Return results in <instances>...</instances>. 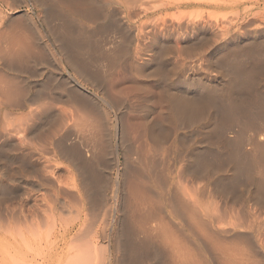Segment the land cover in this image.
<instances>
[{"label":"bare ground","instance_id":"6f19581e","mask_svg":"<svg viewBox=\"0 0 264 264\" xmlns=\"http://www.w3.org/2000/svg\"><path fill=\"white\" fill-rule=\"evenodd\" d=\"M23 3L39 10L49 41L31 23L34 17L16 28L7 25L2 11L10 4L0 0V112L8 139L0 146L1 206L22 197L29 202L7 182L32 174L21 168L23 162L14 166L9 155L16 144L31 147L29 137H45L30 121L55 128L61 120L53 116V104L62 103L75 105L82 122L77 141L70 143L66 129L53 143L73 177V191L66 194L77 216L63 232L62 248L61 231L50 236L42 225L18 228L22 217H6L4 242L14 244L20 264H264L257 214L264 209V0L13 4ZM110 7L120 8L125 20ZM22 26L34 37L24 35ZM191 55L198 57L195 66L182 65ZM205 60L208 70L202 72L196 65ZM52 61L93 91L85 93L82 83L71 85L62 74L46 71ZM117 71L152 81L164 95L162 119L153 115L151 100L139 104L146 120L141 146L123 125L129 103L108 94L106 83ZM182 159L180 176L173 169ZM215 174L221 175L213 183L220 201L209 210L193 196L192 183ZM196 192L205 194L204 188ZM99 218L104 228L98 237L80 243L85 223ZM53 239L56 255L39 260L38 249Z\"/></svg>","mask_w":264,"mask_h":264},{"label":"rangeland","instance_id":"374dc122","mask_svg":"<svg viewBox=\"0 0 264 264\" xmlns=\"http://www.w3.org/2000/svg\"><path fill=\"white\" fill-rule=\"evenodd\" d=\"M10 4V6H3L4 16L7 20H9L8 24L11 28H16L17 23L27 22V16L31 18H35L36 20H31V23L36 27L40 26L42 29V33L45 37V41H49V36L45 29L42 27V22L39 20V10L32 9L28 6L27 3L21 4V6H15L16 0H6ZM15 3V4H13ZM259 7L258 9H261ZM111 11H116L118 13V17L120 19L125 20L124 15L120 8L118 7H110ZM220 20L221 16L216 17ZM3 27V26H2ZM8 27V26H6ZM10 29V28H9ZM21 32L32 38L34 37L33 31H28L27 29L20 28ZM209 58V57H207ZM206 58V59H207ZM53 59V57H52ZM55 61V59H53ZM198 57L191 55L187 56L185 60L182 61V65H194L197 62ZM53 62V61H52ZM200 63V65H198ZM54 66H49L46 68V71H52L58 74H62L65 80L71 85L82 83V88L87 91H93L92 88L87 86L81 79H79L72 70L68 69L65 71H59V63L53 62ZM196 66L202 72L208 70L207 61H199ZM217 72H213V76L216 77ZM79 80V82L76 81ZM107 90L111 99L116 102L118 101H127L129 103V110L124 116L123 125L129 134L130 138L136 143L137 146H141V142L144 139L145 131H146V120L139 114V104L143 99L151 100V106L153 115L158 119L164 118L165 115V106H164V95L161 90L156 88L152 81L142 78L136 77L134 74L125 71H117L113 73V76L107 81ZM168 85H166L165 89H168ZM32 93H37L38 88L34 84L32 87ZM53 116L56 120H61L59 124L55 128L51 127H42L39 122L35 118H33L30 123L39 127L41 130L36 133H45V137L38 135L37 137H29L28 141L32 144L31 147H19L17 144L10 152V158H12V163L14 166L22 165L21 168L24 167L25 170H30L31 175L27 177H23V175L16 176L12 181H8L7 184L11 186L15 191L26 193V196L29 198L28 203L24 204L25 198H19L14 200L13 202H9L6 206H1L0 203V264H20L18 257H15L14 252V244L4 242L6 240L5 233H3L2 227H4V223L6 222V217L8 220L12 219V216L15 215L18 217H22V222L17 223V227L22 226L23 228L32 227L36 230V226L42 225L43 230L49 235L56 230L58 233V243L57 247H63L62 235L64 230L71 225L73 218L77 216L76 208L71 209V205H73L72 200L66 191H73L70 188L73 184V177L68 172L67 167L61 164L64 160L57 156L56 149L53 147V143L60 138L64 137L65 130L70 134L69 141L73 143L77 141V136L79 135L81 113L77 110L75 105L72 104H53ZM23 112H26L24 110ZM79 114V115H78ZM21 115H19L20 117ZM2 124V116L0 112V146L6 143L7 138L3 135V131L1 129ZM39 124V125H38ZM44 128H46L44 130ZM42 130H44L42 132ZM15 144V143H14ZM31 156V159L29 156ZM27 159V161H25ZM185 162L180 160L179 165L175 166L174 172L178 175L181 169L183 168ZM173 165V164H172ZM171 165V166H172ZM115 168V167H114ZM3 173L2 164L0 163V176ZM113 179L117 176V171L113 169L112 171ZM181 176V175H180ZM220 174H215L212 177L203 176L199 178V180L195 181L196 183H192V194L196 193L198 200H200L205 206L209 208V210H215L218 202L220 201L218 196L214 194V181L219 178ZM52 180H48L47 178H51ZM54 178V179H53ZM193 178V177H192ZM190 179V178H188ZM131 181L129 175L125 177V185H126V193H128V186ZM194 185V186H193ZM197 188H204L205 194L197 193ZM1 197V196H0ZM128 197V195H127ZM223 208H228L229 210L239 209L241 205L237 204H228L222 205ZM259 217L260 227L264 230V209L259 210L257 212ZM25 216H27V221H25ZM102 218L95 220V222L85 223V230L87 231L85 238L80 243H84L87 241H94L95 238L98 237L97 232L104 228V223ZM55 231V232H56ZM13 230L10 228L8 231V235L12 234ZM54 232V233H55ZM77 231L74 232V235ZM53 240L48 244V247H45L43 244L39 249L38 253L39 260L43 258L42 255L50 253L52 256L56 255L57 249L53 247ZM102 244L105 242L101 237L99 239ZM106 246L102 245L103 252L101 255H104ZM50 251V252H49ZM53 251V252H52ZM48 255V256H49Z\"/></svg>","mask_w":264,"mask_h":264}]
</instances>
